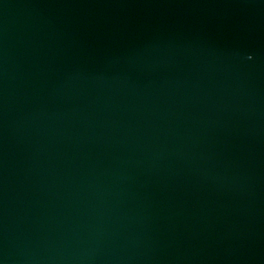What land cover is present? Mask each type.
Instances as JSON below:
<instances>
[{"label":"water","instance_id":"1","mask_svg":"<svg viewBox=\"0 0 264 264\" xmlns=\"http://www.w3.org/2000/svg\"><path fill=\"white\" fill-rule=\"evenodd\" d=\"M0 264H264V0H0Z\"/></svg>","mask_w":264,"mask_h":264}]
</instances>
